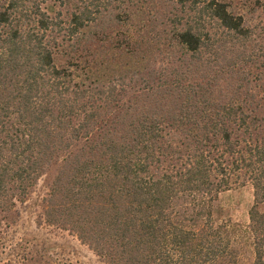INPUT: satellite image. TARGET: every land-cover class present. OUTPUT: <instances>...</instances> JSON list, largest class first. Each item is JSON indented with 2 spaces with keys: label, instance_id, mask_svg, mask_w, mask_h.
Segmentation results:
<instances>
[{
  "label": "trees",
  "instance_id": "16d2710c",
  "mask_svg": "<svg viewBox=\"0 0 264 264\" xmlns=\"http://www.w3.org/2000/svg\"><path fill=\"white\" fill-rule=\"evenodd\" d=\"M46 1L0 0V226L57 164L43 219L106 264H241L243 241L264 264V7L58 0L64 17ZM133 14L139 40L100 51ZM58 36L122 69L78 77L55 63ZM246 184L248 223L217 219L219 194Z\"/></svg>",
  "mask_w": 264,
  "mask_h": 264
},
{
  "label": "rangeland",
  "instance_id": "374dc122",
  "mask_svg": "<svg viewBox=\"0 0 264 264\" xmlns=\"http://www.w3.org/2000/svg\"><path fill=\"white\" fill-rule=\"evenodd\" d=\"M245 12L252 7H264V0H243ZM49 11H61L65 17L68 6L60 4L58 0H47L43 4ZM250 16V14L248 15ZM255 24L264 22V9L255 13L251 19ZM145 33V28L133 14L130 19L126 18L118 27H111L99 36L96 47L112 46L119 47L125 39L139 40L137 33ZM59 53L55 55V63L59 66H74V73L82 79L90 77L92 80H107L121 70L124 59H118V64L110 62L109 56L99 53L101 63L94 62L87 56V47L79 46L77 51H72L69 42L61 36L57 37ZM69 50V51H63ZM111 53H114L112 50ZM127 59V58H126ZM128 61V59H127ZM133 58L127 66L133 67ZM126 67V66H125ZM89 81V80H88ZM57 164H54L43 173L30 189L22 202H17L8 220H4L0 226V263L14 264H106L87 245L81 243L77 237L63 229L48 225L42 215L43 199L46 197L49 185L56 173ZM253 202L252 187L246 184L241 187H233L219 194L215 203L216 218L229 217L233 222L242 226L248 223V210ZM218 209V211H217ZM264 210V204L261 206ZM245 241L240 246V263L251 261L252 255L246 249Z\"/></svg>",
  "mask_w": 264,
  "mask_h": 264
}]
</instances>
